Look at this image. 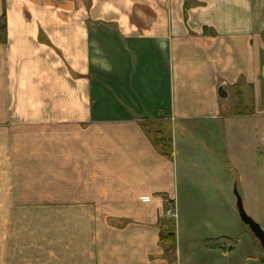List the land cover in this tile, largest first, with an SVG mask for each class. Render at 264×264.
I'll return each mask as SVG.
<instances>
[{
    "label": "crops",
    "instance_id": "0c3cea01",
    "mask_svg": "<svg viewBox=\"0 0 264 264\" xmlns=\"http://www.w3.org/2000/svg\"><path fill=\"white\" fill-rule=\"evenodd\" d=\"M219 145L257 218L264 0H0V264H225Z\"/></svg>",
    "mask_w": 264,
    "mask_h": 264
},
{
    "label": "rangeland",
    "instance_id": "374dc122",
    "mask_svg": "<svg viewBox=\"0 0 264 264\" xmlns=\"http://www.w3.org/2000/svg\"><path fill=\"white\" fill-rule=\"evenodd\" d=\"M230 152L231 151H229L228 147L224 145H219V147H214V148L210 147L209 154L213 157L214 160L217 161L216 166L219 168L217 180L219 182L218 186L220 190L218 189V191H221V189H223V187L226 186V187H229L230 195H233L234 194L233 190L236 189L240 197L246 200V197L248 195L246 193V187L244 186L245 184L244 176L241 177L240 181L238 180V178L233 181V178L231 179L232 171L227 169L229 166L228 161L232 159V155ZM243 155H244L243 150L237 149L236 161H235L236 165H239V163L244 164V161L243 162L241 161L243 160L242 159ZM223 165H225V167ZM204 181L207 184H209L210 182V180L207 181V179H205ZM218 196H219V192L217 196L213 194L212 198L214 199ZM234 213L236 217L234 225H232L233 230H234V235H233V238L230 239V243L233 246V249L229 251V257L227 258V260H225V264H264V252L259 246L258 241L255 239V237L253 236L251 231L248 229V227L245 226L241 222L236 211ZM247 214L249 213L247 212ZM258 214L259 215L257 218L252 217L250 214L249 215L264 230V204L259 207ZM168 229L172 231L173 225L169 224ZM197 230H198V227H195V231ZM224 240L225 239L221 238L220 240H216L215 242L220 244ZM214 250L216 251L218 256H214L213 259H211L209 262L213 264H224V261L222 260V257L220 256L222 253V249L216 247L215 245ZM186 261H187L186 259H182L181 261H179V264H187L185 263ZM204 261L206 260L202 258L201 256L195 258V264H202V262Z\"/></svg>",
    "mask_w": 264,
    "mask_h": 264
},
{
    "label": "trees",
    "instance_id": "16d2710c",
    "mask_svg": "<svg viewBox=\"0 0 264 264\" xmlns=\"http://www.w3.org/2000/svg\"><path fill=\"white\" fill-rule=\"evenodd\" d=\"M141 127L153 139L155 149H157L164 156L171 157L173 147L171 137L169 135L170 124L166 121H145L142 123ZM165 237L170 238L171 236L169 233H165Z\"/></svg>",
    "mask_w": 264,
    "mask_h": 264
},
{
    "label": "water",
    "instance_id": "95a60500",
    "mask_svg": "<svg viewBox=\"0 0 264 264\" xmlns=\"http://www.w3.org/2000/svg\"><path fill=\"white\" fill-rule=\"evenodd\" d=\"M219 96L225 98L227 96L226 91L221 86L218 90ZM235 196V211L241 220V222L248 227L255 239L258 241L261 249L264 252V230L262 227L245 211L242 203V199L236 189L233 190Z\"/></svg>",
    "mask_w": 264,
    "mask_h": 264
},
{
    "label": "built area",
    "instance_id": "2783aa9c",
    "mask_svg": "<svg viewBox=\"0 0 264 264\" xmlns=\"http://www.w3.org/2000/svg\"><path fill=\"white\" fill-rule=\"evenodd\" d=\"M172 216V212L171 211H167L166 212V218H170Z\"/></svg>",
    "mask_w": 264,
    "mask_h": 264
}]
</instances>
